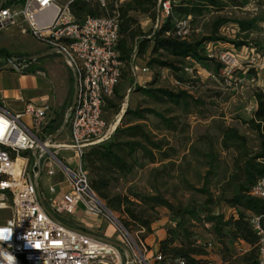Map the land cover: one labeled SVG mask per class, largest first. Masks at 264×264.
Listing matches in <instances>:
<instances>
[{
    "label": "built area",
    "instance_id": "2783aa9c",
    "mask_svg": "<svg viewBox=\"0 0 264 264\" xmlns=\"http://www.w3.org/2000/svg\"><path fill=\"white\" fill-rule=\"evenodd\" d=\"M9 1L0 8V32L18 28L62 56L76 83V100L64 116L63 131L53 138L46 131L54 117L48 103L20 99L22 110L13 112L0 98V264H128L127 255L109 241L123 245L132 264H163L166 257L142 239L144 228L130 233L99 199L82 164L86 151L109 140L115 128L104 121L103 109L123 69L115 8L124 0H81L104 12L82 19L70 11L75 0ZM110 2L113 10H108ZM160 9L162 18L169 16L170 0H160ZM188 21L174 22L177 37L189 36ZM218 59L231 78L237 60L230 52ZM5 60L0 56V64ZM8 63L21 73L27 67L24 60ZM250 195L264 204V175ZM250 225L258 239L257 264H264V213L252 216Z\"/></svg>",
    "mask_w": 264,
    "mask_h": 264
},
{
    "label": "trees",
    "instance_id": "16d2710c",
    "mask_svg": "<svg viewBox=\"0 0 264 264\" xmlns=\"http://www.w3.org/2000/svg\"><path fill=\"white\" fill-rule=\"evenodd\" d=\"M24 0H10L9 3H23ZM254 0H170V15L162 18L160 0H124L115 8L118 20L117 50L123 63L120 79L132 77V67L137 61L143 63L150 72L167 70L175 79V88L182 85L193 86L194 80H185L179 76L186 72L185 68H193L189 64L191 59L196 65L208 67L215 66L214 74L218 76L222 69L220 63L205 54V45L208 43H228L236 51L243 47L253 45L255 50L264 48L261 42H252L251 35L264 23V17L232 18L224 15L229 8H243ZM113 4H108V10H113ZM70 11L77 19L85 16H99L104 12L96 4H89L75 0L70 4ZM210 14L206 35H199L190 31L186 39H181L174 34L173 15L189 17V22L201 20ZM138 16L148 17L152 25L144 31L138 22ZM230 31L234 39L229 40L222 36V32ZM0 56L5 62L10 60H24L27 64L24 72H29L32 61L26 55L13 56L5 50H0ZM251 68L245 79L252 80L256 73ZM213 74V75H214ZM153 75V74H152ZM214 77V76H213ZM119 79V82H120ZM157 71L150 82L140 86L131 80L133 90L138 91L143 97L155 104H170L181 110L182 114H189L191 108L196 109L200 104L184 90H170L156 87ZM119 84V83H118ZM112 97L120 98L118 85ZM256 108L252 117L243 123L257 134L260 141L259 150H253L248 145V140L241 135L235 127L218 125L216 142L222 151L233 150L235 153L232 172L224 174L216 180L217 191L211 192L209 186L221 174L218 151L213 149V140H208L207 150L199 153L201 166L205 168L202 188L196 189L193 185L186 184V190L202 194L203 201L193 198L186 204L174 206L159 192L156 186H151L153 194H115L112 193L111 183L115 182L117 175L131 172L140 158L150 163L164 161L173 165L172 156L169 154L167 142L157 140L151 131L147 130L146 117L153 116L157 120V128L164 132L176 133L179 128L177 116L173 112H159L150 107H137L126 110L120 125L107 142L88 149L83 157V167L89 173L91 188L106 202L107 208L112 212L123 214L132 221L150 230L151 213L158 209L169 212L171 222L165 227V237L159 242V252L166 257L163 264H172L174 259H180L183 264H257V236L250 225V218L264 213V204L250 195L252 187L264 175V92L261 89L253 90ZM112 108L118 109L107 100ZM118 112V110H117ZM64 123V116H54L47 128V133L55 135ZM185 127V126H184ZM193 145L187 149L188 154L194 150ZM174 151V150H173ZM174 156L176 154L174 153ZM186 159V154L181 156ZM172 163V164H171ZM155 178L162 172L155 171ZM158 184V182H157ZM221 185V187H220ZM219 186V187H218ZM223 204L232 211L229 216L220 212ZM209 225V226H208ZM203 227L211 237V242L199 245L196 228ZM207 227V228H206ZM243 242L248 249L241 254L235 251V243ZM218 247L219 262L205 260V245Z\"/></svg>",
    "mask_w": 264,
    "mask_h": 264
},
{
    "label": "rangeland",
    "instance_id": "374dc122",
    "mask_svg": "<svg viewBox=\"0 0 264 264\" xmlns=\"http://www.w3.org/2000/svg\"><path fill=\"white\" fill-rule=\"evenodd\" d=\"M224 15L240 19L256 16L264 17V0L250 1L243 8H229L225 11ZM211 17L212 16L208 14L201 20H196L191 23L188 21L191 32L193 31L199 35H206ZM137 18L143 30L148 31L152 25L151 20L144 16H138ZM183 18L187 17L173 15L172 20L174 23L176 20H181ZM13 29L14 28H10L0 32V47L3 46L7 51L16 55H18V53H22L21 55H23V53L40 51L41 44L38 41L28 35L21 34L18 28ZM221 34L229 40L234 39V34L230 31H224ZM251 40L252 42L260 41L262 46H264V23L251 35ZM221 52H230L238 62L233 69L231 78H227L223 74V67L217 76L213 73L215 68L213 64H210L208 67L197 65L192 68L190 73L183 71L179 74V76H182L185 80L192 79L196 83L191 87L187 85V82L186 85L175 88V79L167 70H156V87L170 90H184L195 99L199 100L201 105L196 109L191 108L189 114H182L179 108L170 104H155L143 97L138 91L133 90L134 84L132 86L131 80L134 82L139 77V74L146 73L139 71L141 70L140 67L144 66L142 62H138V71L134 68L132 69V77L120 79L118 87L121 97L110 98L112 104L118 107V109L112 108L108 101H106L103 109L104 121L110 128L115 127L113 134L116 128L119 127L125 111L137 107H150L163 113L170 110L173 112V116H177L176 120H180V125L176 133L164 132L157 128V119L148 115L145 122L147 130L151 131L157 140H164L167 142L169 150H172L169 151V154L172 156L171 161L173 165L170 166V163L167 164L168 161H164L163 164L166 165H161L159 163L152 164L149 161L138 158L136 166L131 172L125 175H117L116 181L111 183L112 193L129 196L130 194L151 195L153 194L151 186H156L164 198L169 200L174 206L186 204L187 201L192 198L197 201H203V195L187 191L186 184H191L196 189L202 188L204 182L201 178L204 177L205 168L200 164L201 159L199 153L207 150L205 148L208 146V140H213V149L218 151L217 154L220 160L219 172H221L209 186L211 192L215 193V191H217L218 188L215 186L217 181L220 180L224 174L229 175L234 166V151H222L216 142V137L218 136L216 128L218 125L235 127L241 135L247 138L248 145L251 149L259 150L260 141L257 134L252 132L243 122L252 117L256 108L253 90L258 88L264 92V48L255 50L253 45H251L241 48L240 51H236L228 43H208L205 45L206 56H212L216 63L222 65L218 59ZM38 63L44 69L47 76L46 79H40V82L44 84L43 87H45V89L53 92L52 99L54 102L60 101L65 93V85L67 82L68 68L64 60L58 55H53L39 60ZM32 66H34V63ZM251 68H254L253 70L256 73L253 82L250 80L251 78L245 79L246 73ZM156 71L151 72L153 74L151 75V79L152 76L156 74ZM11 72L10 70L0 71V86L5 90H15L17 88L16 80L9 77ZM71 99L72 95H69L64 108L57 113L53 111V116H65L70 109ZM126 119L127 117L123 118V120ZM67 134L66 128L62 133L63 138H66ZM111 137L109 139H111ZM192 145L194 151L188 154L187 149ZM174 153L177 157L174 156ZM183 154H186L185 160L181 159ZM155 171H163V174L155 178ZM40 184L42 186V191H45L46 182L43 177L40 179ZM99 199L107 207L106 202L100 197ZM219 210L225 216H229L232 213V211L223 204H221ZM109 211L132 234L142 227L140 224L133 223L127 219L123 214L112 212L111 210ZM150 216L153 219L155 218V220L151 223L150 230L142 227L144 228V233L141 237L147 242L151 250H156L159 249V242L162 240L161 233L158 231L163 229L166 234L165 227L170 224L171 218L169 212L162 208L158 209L157 213H151ZM106 227L107 223L103 222V231ZM196 234L199 245L212 241L210 233L201 226L196 228ZM205 246L206 256L204 259L219 262L217 245L213 244L210 246L208 244ZM247 249L248 246L243 242L235 243V251L237 254H241Z\"/></svg>",
    "mask_w": 264,
    "mask_h": 264
},
{
    "label": "crops",
    "instance_id": "0c3cea01",
    "mask_svg": "<svg viewBox=\"0 0 264 264\" xmlns=\"http://www.w3.org/2000/svg\"><path fill=\"white\" fill-rule=\"evenodd\" d=\"M39 43L41 44L40 51H32L31 53H23V55L28 56V60L32 61L31 66L34 63V66L32 67L30 66L29 72L21 73L16 70V71H12L9 76L10 78L16 80L17 88L15 90H9V89L5 90L3 87L0 86V98L2 99L3 103H5V105L13 112H20L22 110L23 104L20 102V99H23L25 101H31L37 104L48 103L51 106L52 111H55L57 113L64 108V105L67 101V97L69 95L73 96V83H74L73 76L71 72L69 71V69H67L66 67L65 68L67 69V82L65 85V93L63 94L60 101L54 102L52 99L53 92L52 91L50 92L48 89H45V87H43L44 84L40 82V79H46L47 76H46L44 69L41 67V65L38 62L39 60L43 58L50 57V56L57 55V54L48 50L44 46V44H42L41 42ZM1 49L5 50L9 54H12L9 51H7L6 48L3 46L0 47V50ZM21 54L22 53H18V55H21ZM12 55L18 56L16 54H12ZM33 57H38V59L32 60L31 58ZM60 57L62 58V56ZM62 60L64 59L62 58ZM138 62L140 61H137L136 64L132 68L134 67L139 68ZM140 68L143 69L145 67L142 66ZM36 71H40L44 73V75L43 76L38 75L37 73H35ZM151 75L152 73L150 71L143 73V74H139V77L137 78V80H135V83H138L140 86H142L143 84L151 81ZM80 217H82L81 214H80ZM82 227H84L85 229L89 231H94L93 229L88 228L86 225H83ZM158 232L161 233L160 234L161 239H163L165 237L164 230L161 229Z\"/></svg>",
    "mask_w": 264,
    "mask_h": 264
},
{
    "label": "water",
    "instance_id": "95a60500",
    "mask_svg": "<svg viewBox=\"0 0 264 264\" xmlns=\"http://www.w3.org/2000/svg\"><path fill=\"white\" fill-rule=\"evenodd\" d=\"M3 5V0L0 1V8ZM32 60H36L38 59V57H33L31 58ZM5 70H10V71H16V67H14L11 63H6L2 66H0V71H5ZM75 100H76V83H73V96H72V100H71V106H70V111L73 110L74 104H75ZM65 124L62 125V127L60 128V130L53 136V138H56L64 129ZM37 181V177L34 179V182ZM115 247H117L119 250H121L122 252H124L127 255V261L128 264H132V258L131 255L129 253V251L121 244H117L115 242H111Z\"/></svg>",
    "mask_w": 264,
    "mask_h": 264
}]
</instances>
